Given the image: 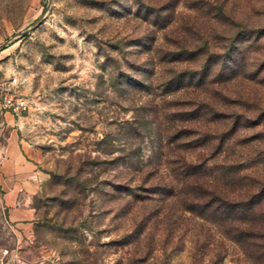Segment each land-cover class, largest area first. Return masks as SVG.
I'll use <instances>...</instances> for the list:
<instances>
[{
  "label": "rangeland",
  "instance_id": "obj_1",
  "mask_svg": "<svg viewBox=\"0 0 264 264\" xmlns=\"http://www.w3.org/2000/svg\"><path fill=\"white\" fill-rule=\"evenodd\" d=\"M10 38L0 160L14 137L38 219L0 184V264H264V0H0Z\"/></svg>",
  "mask_w": 264,
  "mask_h": 264
},
{
  "label": "crops",
  "instance_id": "obj_2",
  "mask_svg": "<svg viewBox=\"0 0 264 264\" xmlns=\"http://www.w3.org/2000/svg\"><path fill=\"white\" fill-rule=\"evenodd\" d=\"M0 160V184L6 217L20 236L30 235L37 222V209L31 203L36 184L31 163L16 139H11Z\"/></svg>",
  "mask_w": 264,
  "mask_h": 264
},
{
  "label": "trees",
  "instance_id": "obj_3",
  "mask_svg": "<svg viewBox=\"0 0 264 264\" xmlns=\"http://www.w3.org/2000/svg\"><path fill=\"white\" fill-rule=\"evenodd\" d=\"M203 197H207L210 203L208 205L210 206V210H213L216 213H220L221 216H225L228 220L235 221V220H241L242 222H252V226H256L257 218L254 217L258 215V212L255 213V207L260 203L259 201H252V202H246L241 200H225L220 195L216 193L215 190L207 191L206 193H203ZM203 206V205H199ZM251 211L254 213V215L246 216L244 214L245 211ZM247 237H257V233H252V231H249L246 233ZM260 236V235H259Z\"/></svg>",
  "mask_w": 264,
  "mask_h": 264
},
{
  "label": "built area",
  "instance_id": "obj_4",
  "mask_svg": "<svg viewBox=\"0 0 264 264\" xmlns=\"http://www.w3.org/2000/svg\"><path fill=\"white\" fill-rule=\"evenodd\" d=\"M0 107L11 108L16 111H20L26 108V101L23 97L16 98L9 92L0 90ZM4 254H10L12 255V258L16 256L13 251L10 252L9 249H5Z\"/></svg>",
  "mask_w": 264,
  "mask_h": 264
},
{
  "label": "water",
  "instance_id": "obj_5",
  "mask_svg": "<svg viewBox=\"0 0 264 264\" xmlns=\"http://www.w3.org/2000/svg\"><path fill=\"white\" fill-rule=\"evenodd\" d=\"M43 17H44V14H42L41 17L33 25H31V26L27 27L26 29L22 30L19 33V35H24V34L30 32L38 23H40V21L43 19ZM12 40H13V38L8 39L6 42H4L3 44H1L0 47H3L5 45H7Z\"/></svg>",
  "mask_w": 264,
  "mask_h": 264
}]
</instances>
